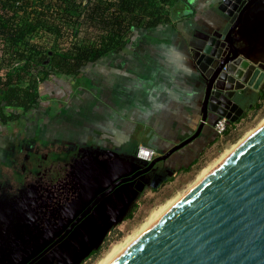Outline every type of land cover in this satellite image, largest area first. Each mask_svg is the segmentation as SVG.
Wrapping results in <instances>:
<instances>
[{
    "label": "crops",
    "instance_id": "0c3cea01",
    "mask_svg": "<svg viewBox=\"0 0 264 264\" xmlns=\"http://www.w3.org/2000/svg\"><path fill=\"white\" fill-rule=\"evenodd\" d=\"M186 1L194 8L193 15L176 13L168 23L137 30L122 52L90 64L85 75L90 83L73 89L68 98L57 85H39L42 111L35 119L43 123L45 135L51 134L41 140L46 151L58 140L67 148L66 155L74 153L63 144L72 139L139 161V146L153 149L156 157L196 131L206 78L196 61L207 38L220 32L228 18L218 10L222 0ZM261 1L245 12L234 31L240 56L251 62L255 58L248 42L254 19L262 13L257 10ZM211 115L201 134L185 147L199 146L214 133Z\"/></svg>",
    "mask_w": 264,
    "mask_h": 264
},
{
    "label": "water",
    "instance_id": "95a60500",
    "mask_svg": "<svg viewBox=\"0 0 264 264\" xmlns=\"http://www.w3.org/2000/svg\"><path fill=\"white\" fill-rule=\"evenodd\" d=\"M257 1L218 4L228 19L207 38L196 61L206 78L201 121L191 136L146 164L104 151L134 172L127 180L196 139L209 113L228 124L241 116L235 94L260 89L264 62L240 56L234 31ZM110 264H264V123Z\"/></svg>",
    "mask_w": 264,
    "mask_h": 264
},
{
    "label": "trees",
    "instance_id": "16d2710c",
    "mask_svg": "<svg viewBox=\"0 0 264 264\" xmlns=\"http://www.w3.org/2000/svg\"><path fill=\"white\" fill-rule=\"evenodd\" d=\"M186 11L187 16L194 13L186 0H0V125L27 128L42 111L39 85H57L68 98L73 89L90 83L85 76L90 64L122 52L137 30L168 23ZM33 25L53 33L57 41L30 42ZM258 93L264 99V83ZM201 148L181 170L196 163Z\"/></svg>",
    "mask_w": 264,
    "mask_h": 264
},
{
    "label": "rangeland",
    "instance_id": "374dc122",
    "mask_svg": "<svg viewBox=\"0 0 264 264\" xmlns=\"http://www.w3.org/2000/svg\"><path fill=\"white\" fill-rule=\"evenodd\" d=\"M257 10L262 13L257 14L254 19V32L252 30L254 34L249 38L248 49L255 58V62H264V0L260 2ZM33 28L30 33V42L50 45L57 41L55 35L45 28L35 25ZM66 31L69 32L70 29ZM64 42L68 43L69 40L65 39ZM2 49L3 44L0 43V55ZM258 90L246 88L242 93L236 92L234 100L243 107V113L236 121L227 125L224 134L212 133L201 143H197L199 146L194 143L192 147H182L181 151L157 163L146 173L144 187L141 190L134 192L127 189L124 204L118 205L119 208L124 207L116 219L110 216L108 220L105 218L102 222L103 238L109 241L96 255L79 257L78 264H110L260 127L264 123V99L259 100ZM257 104L259 107L255 108ZM211 117L218 119L213 113ZM43 129V123L37 122L36 119L30 121L25 129L19 127L17 123H10L8 127L0 125V226L8 225L9 228L12 222L11 212L16 205L17 197L16 187L10 192L12 181L24 183L25 180H30L37 172H41L50 165L62 166L70 159L78 157L83 150L93 152L103 149L100 146H92L90 143L65 139L63 141L66 142L63 144L69 146L68 149L72 147L74 153L66 155L64 151L67 148L59 146L58 140L56 143L52 142L50 151H46L48 148L46 149V146L41 143L45 135ZM50 135L47 134L45 137L49 138ZM200 146L202 148L196 153V156L198 155L196 163L188 170H181L186 166L187 158L191 157L190 153L199 149ZM104 148L113 150L112 147ZM45 153L48 154L43 157ZM27 159L28 164L25 162ZM131 210V217L126 218Z\"/></svg>",
    "mask_w": 264,
    "mask_h": 264
},
{
    "label": "flooded vegetation",
    "instance_id": "af4514ba",
    "mask_svg": "<svg viewBox=\"0 0 264 264\" xmlns=\"http://www.w3.org/2000/svg\"><path fill=\"white\" fill-rule=\"evenodd\" d=\"M133 173L104 151L83 150L24 183L12 181L16 205L9 228L0 226V264H78L89 257L105 239L102 222L124 207L118 205L126 190L144 187L146 174L127 180Z\"/></svg>",
    "mask_w": 264,
    "mask_h": 264
},
{
    "label": "built area",
    "instance_id": "2783aa9c",
    "mask_svg": "<svg viewBox=\"0 0 264 264\" xmlns=\"http://www.w3.org/2000/svg\"><path fill=\"white\" fill-rule=\"evenodd\" d=\"M227 120L224 117L218 118L213 125V130L216 135H222L227 129ZM155 156V151L151 148L139 146L136 151V158L141 162H149Z\"/></svg>",
    "mask_w": 264,
    "mask_h": 264
},
{
    "label": "bare ground",
    "instance_id": "6f19581e",
    "mask_svg": "<svg viewBox=\"0 0 264 264\" xmlns=\"http://www.w3.org/2000/svg\"><path fill=\"white\" fill-rule=\"evenodd\" d=\"M241 144V143H240ZM177 203V202H176ZM126 249V248H125Z\"/></svg>",
    "mask_w": 264,
    "mask_h": 264
}]
</instances>
